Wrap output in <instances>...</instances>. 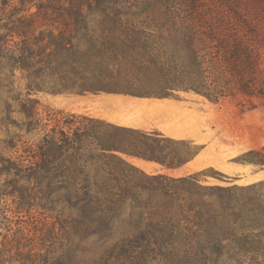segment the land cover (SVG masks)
<instances>
[{"label":"trees","instance_id":"1","mask_svg":"<svg viewBox=\"0 0 264 264\" xmlns=\"http://www.w3.org/2000/svg\"><path fill=\"white\" fill-rule=\"evenodd\" d=\"M263 33L264 0H0V90L7 120L22 117L5 147L15 155L0 157V228L11 232L0 239V264H115L112 256L264 264V179L220 185L203 183L204 170L147 172L136 164L149 170L148 162L127 156L171 169L191 161L197 146L49 107L44 120L30 97H264ZM17 70L27 77L23 97ZM244 156L264 166V146ZM34 208L52 214L55 242H24L25 227H12L9 211L22 217Z\"/></svg>","mask_w":264,"mask_h":264},{"label":"rangeland","instance_id":"2","mask_svg":"<svg viewBox=\"0 0 264 264\" xmlns=\"http://www.w3.org/2000/svg\"><path fill=\"white\" fill-rule=\"evenodd\" d=\"M259 53V65L264 75V37L259 46ZM14 89L17 93H21L22 97L26 95L27 77L24 71L17 70ZM5 97L6 93L0 90V157L15 155L16 148L5 147L11 139L9 135L19 133L22 118L21 115L13 112L11 118L7 120L9 109L4 105ZM30 97L39 100L40 116L44 120L47 117L46 109L49 107L65 113L102 118L118 125L159 131L175 139L191 141L197 146L198 153L191 161L171 169L154 161L127 156L130 161L132 158H137L148 162L151 165L149 170L135 163L147 172H164L181 176L204 170L200 176L203 183L220 185H247L264 179V166L243 159L246 152L264 146L263 96L240 93L234 97L213 101L192 90L176 91L174 95L167 97L140 96L133 92L57 93L42 90L32 92ZM6 121H10L11 125L8 126ZM38 137L33 135L32 142ZM14 140L16 142V139ZM4 203L11 207L12 198L6 197L3 205ZM8 214L14 218L12 223L14 230L19 226L25 227L24 242L29 243L34 240L36 245L45 246L56 241L51 213L34 208L22 217H14L12 211ZM0 232L1 240L3 235L11 234L3 228H0ZM135 258V256H112V261L115 264H132L130 261ZM172 259L175 261L174 258ZM153 263L176 264L167 262L163 256L154 257ZM7 264L21 263L7 261Z\"/></svg>","mask_w":264,"mask_h":264}]
</instances>
